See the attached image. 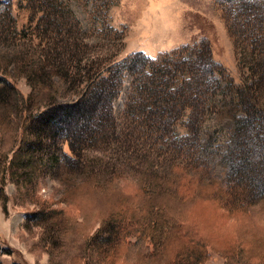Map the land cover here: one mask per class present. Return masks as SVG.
Returning <instances> with one entry per match:
<instances>
[{"label": "rangeland", "instance_id": "1", "mask_svg": "<svg viewBox=\"0 0 264 264\" xmlns=\"http://www.w3.org/2000/svg\"><path fill=\"white\" fill-rule=\"evenodd\" d=\"M224 3L25 0L20 5L19 0H0V110L8 108L12 87L22 93L18 96L29 97L39 90L35 79L40 78L58 89L44 96L35 93L30 99L33 114L53 107L45 120L35 123L33 119V124H28L25 150L41 158L42 166L24 167L25 177L18 183L7 162L13 150L8 151V157L0 154V264H163L162 260L148 259L128 243L138 237L134 213L139 203L146 204L149 198L145 196L143 201L142 195L166 185L164 179L158 180L157 186L148 164L163 163L164 170L179 166L178 173L197 177L208 190V183L221 182L227 179L226 174L230 180L237 178L226 171L227 165L233 166L232 152H236L230 144L234 141L232 123L236 116L248 119L249 112L244 102L232 101L239 99V88L246 78L238 63L228 14L231 10ZM41 7L27 31L30 12ZM184 45L210 48L228 77L224 90L215 94L213 110L200 125L201 115L165 133L142 132L141 126L134 130L135 122L126 117L133 75L124 64L120 66L121 89L108 103L110 110L103 109L112 116L107 131L74 133L82 128L90 102L64 113L54 109L76 100L87 84L93 88L98 64L115 62L137 51L156 57ZM256 100L261 115L254 116L253 121H258L254 123L256 136L264 149V103L257 94ZM96 118L97 113L92 122ZM241 131L238 125L235 137L248 143ZM20 139L18 134L15 148ZM73 140L75 150L71 148ZM260 160L264 170V158ZM218 186L205 192L208 198L193 199L186 211L185 220L192 222L214 248L209 247L203 264H230V246L237 240L253 255V261L264 263V201L248 207L250 212L230 210L235 203L256 202L264 191L262 180L250 183L244 179L228 192ZM220 188L228 204L215 197L217 193L208 194ZM147 241L153 247L154 240Z\"/></svg>", "mask_w": 264, "mask_h": 264}, {"label": "trees", "instance_id": "2", "mask_svg": "<svg viewBox=\"0 0 264 264\" xmlns=\"http://www.w3.org/2000/svg\"><path fill=\"white\" fill-rule=\"evenodd\" d=\"M24 1L19 0V4L24 5ZM221 1L225 2L228 5L227 8L232 11L229 10L230 13L228 14L232 17L233 37L238 48V63L240 69L244 71L243 78H246L244 86L239 88V99L237 101L232 100L233 102H244L249 112L248 119L242 120L236 116V121L234 119L232 123L234 141H231L230 144L235 147L236 152H232L233 166L227 165L226 171L231 175H236L237 178L232 177L230 180L226 174L227 179H222L221 182L208 183L211 187L208 190L207 184L200 185L197 177L184 176L181 172L178 173L181 171L178 169L179 166L164 170L163 163L157 166L154 164L155 161H151L152 163L148 164L155 175L156 183L158 180L167 179L166 185L161 189L152 188L150 191H146L147 194L142 195L143 201L145 196L149 198L146 204L141 201L134 213V219L138 221L135 225L138 237L135 241L128 243L137 246L144 255L148 256V259L162 260L163 264H172V262L181 264L186 260H192V264H203L202 261L208 257L211 251L209 247L214 249L212 244L202 237L197 228L191 225L192 222L190 224L186 221L188 213L186 211L193 199L206 196L205 192H210L219 185L218 187L224 188V190L220 188L208 194L214 196L217 193L215 197H221L222 201L228 204L229 202L224 199L223 193L219 190L231 191L236 182L238 184L244 179L250 183L253 180H262L264 184V170L260 168L262 161L260 158H264V149L259 145L256 136L254 123L257 120L253 121L254 116L261 115V110L258 109L260 105L255 103L259 102L256 100V94L264 103V0ZM27 6L30 8L29 4ZM42 8L30 12V28L27 31L32 29V20ZM190 47L191 45H184L172 51L160 53L156 57L137 51L121 60L108 64H98L95 72L97 80L94 76L93 88H89L91 86L87 84L84 87L85 91L76 100L59 104L54 109L58 108L57 111L64 113V111H72L90 102L88 114L84 116L86 118L84 124H81L82 128L74 133L86 134L90 129L99 133L107 131L108 122L112 116L109 115L111 113H103V109L109 107L110 110L108 103L112 101L118 89H121L120 66L124 64V68L130 70L133 75L126 117L131 118V122H135L134 130L141 126L142 132L165 133L176 130L180 123L189 120L194 121V117L201 115L202 118L198 124L200 125L206 114L213 110L215 94L220 89L224 90L223 82L228 77L224 67L213 59L210 48L199 47L194 49ZM248 78H252V80L249 82ZM35 80L40 86L38 91L35 90L29 97H24L23 95L18 96L22 93L17 88L12 87L13 95L12 99L7 102L9 103L8 108L0 110V154L8 157V151L13 150L14 155L7 162L12 175L16 176L15 181L18 183L20 179L25 177L24 173L26 172L24 171L26 170L23 169L24 167L37 169L43 164L41 158L36 154L29 155L25 150L29 132L28 124H33V119L35 123H40L42 119H46L44 116L50 114V110L53 109V107L48 106L41 112L33 114L29 110V108L31 109L30 99L35 93L44 96L52 90L53 93L58 90L51 85L52 83H44L40 78ZM20 100L22 101L21 104L18 103ZM95 111L97 118L92 122L96 114ZM100 111L102 112L98 113ZM115 121L116 118L114 117L113 125ZM238 125L242 129L240 135L243 134L242 136L247 138L248 143L239 140V136L235 137ZM185 127L188 128V125L186 124ZM68 130L71 131L69 128ZM197 130L199 132L200 128L197 127ZM112 131L116 132L115 128ZM18 134L21 139L19 146L15 148ZM10 141L13 142L12 146L7 148L8 144H11ZM75 145L73 140L71 148L74 149ZM256 176H261L262 179H257ZM159 184L160 182L157 183V186ZM215 197L213 199L217 200L218 198ZM257 197L259 199L256 202L235 203L231 205L230 210L250 212L248 207L252 209L253 204L264 201V191H261ZM113 214L115 213L107 217L113 216ZM119 214L121 213L119 212ZM122 216L124 213L118 219H122ZM147 239L154 240L153 247L149 245L150 242ZM141 242L142 244H140ZM230 248L233 249L230 255V264H258L260 262L259 260H252L253 255L245 252L240 240L235 241ZM234 250L236 251L234 252Z\"/></svg>", "mask_w": 264, "mask_h": 264}]
</instances>
